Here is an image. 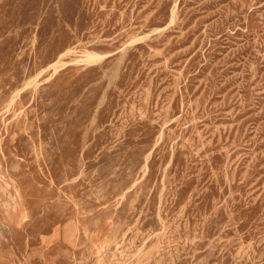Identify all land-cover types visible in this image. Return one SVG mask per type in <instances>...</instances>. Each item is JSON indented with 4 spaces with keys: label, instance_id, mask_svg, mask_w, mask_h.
Masks as SVG:
<instances>
[{
    "label": "rangeland",
    "instance_id": "obj_1",
    "mask_svg": "<svg viewBox=\"0 0 264 264\" xmlns=\"http://www.w3.org/2000/svg\"><path fill=\"white\" fill-rule=\"evenodd\" d=\"M0 264H264V0H0Z\"/></svg>",
    "mask_w": 264,
    "mask_h": 264
},
{
    "label": "bare ground",
    "instance_id": "obj_2",
    "mask_svg": "<svg viewBox=\"0 0 264 264\" xmlns=\"http://www.w3.org/2000/svg\"><path fill=\"white\" fill-rule=\"evenodd\" d=\"M91 56H94V54H92V53H89V54H88V57H91Z\"/></svg>",
    "mask_w": 264,
    "mask_h": 264
}]
</instances>
